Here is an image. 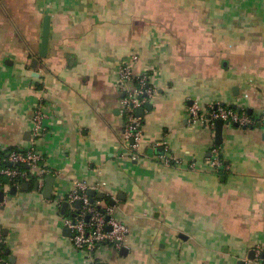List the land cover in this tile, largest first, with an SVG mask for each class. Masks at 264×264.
<instances>
[{"label":"crops","instance_id":"1","mask_svg":"<svg viewBox=\"0 0 264 264\" xmlns=\"http://www.w3.org/2000/svg\"><path fill=\"white\" fill-rule=\"evenodd\" d=\"M133 53L134 72H150L157 90L138 159L124 146L117 83ZM217 102L264 110V0H0V145L35 144L32 117L48 113L38 144L49 149L53 196L82 179L131 228L93 264H264V127L225 126L224 179L207 160L213 131L189 122V106ZM164 141L180 164L161 162L154 144ZM33 181L0 202L9 261L90 264L64 232L70 208L62 214Z\"/></svg>","mask_w":264,"mask_h":264},{"label":"built area","instance_id":"2","mask_svg":"<svg viewBox=\"0 0 264 264\" xmlns=\"http://www.w3.org/2000/svg\"><path fill=\"white\" fill-rule=\"evenodd\" d=\"M139 58V54L133 53L128 60H124L119 67L117 79L118 87L124 94L121 99V107L126 115L123 141L132 159L140 157L144 137L143 117L139 116L137 111L141 107L146 108L157 91L150 72L144 71L139 74L134 72V65ZM130 84L133 86L131 87ZM48 118V113L42 107L35 111L32 117L33 135L37 139L35 144L12 149L0 145V193L4 191L5 196L13 186L19 187L22 182L28 180L39 181V188H42L47 175L55 174L47 160L49 149L38 144V140L43 139L48 133L49 126L46 125ZM219 119L225 122V126L237 123L238 127L243 128L264 127V110L254 115L246 108L238 110L220 102L212 103L204 110H201L198 103L189 106L191 125H202L209 128L214 135L216 122ZM154 146L164 147L163 154L159 156L164 165L181 163V159L171 153L167 142L155 143ZM207 160L211 169L215 171L227 169L220 146L217 144L211 148ZM91 189L100 191L98 187L82 179H75L70 190L66 193L56 192L51 201L58 205L59 209L64 202L68 203L70 211L68 217L62 218L63 226L70 229V238L75 249L87 257L90 264H93L100 250L105 246L123 248L131 234V228L118 218L115 205L107 204L101 199L95 200L97 196H90L89 190ZM78 201L80 207H76ZM5 251L6 237L0 228V264H12Z\"/></svg>","mask_w":264,"mask_h":264},{"label":"water","instance_id":"3","mask_svg":"<svg viewBox=\"0 0 264 264\" xmlns=\"http://www.w3.org/2000/svg\"><path fill=\"white\" fill-rule=\"evenodd\" d=\"M50 26H51V16L47 15L45 17L44 20V32H43V40H42V46H41V51H40V56L42 57H46L47 53H48V48H49V39H50ZM37 62V61H36ZM153 104L150 102L147 104L146 108L147 109H152ZM234 108H237L238 110H240L241 108H239L238 105H234ZM144 107H141L138 109L137 113L139 116H144L145 113V109ZM250 113H252V111H250ZM235 126H239L237 123L234 124ZM224 128H225V122L222 119L217 120L216 122V132H215V141L216 144L221 146L223 139H224ZM55 180L56 177L53 174H49L46 177L45 180V187L43 188V196L47 199H51L53 197V191H54V184H55ZM21 189L22 190H29L30 189V183L29 182H23L21 184ZM34 189L36 191L39 190V181H35L34 183ZM18 192V186H13L10 190V196H14L16 195ZM89 194L90 196L94 197L97 196L98 198H104L105 194L103 192H97L95 189H91L89 190ZM5 198V192L2 191L0 193V202H3ZM11 198V197H10ZM93 200V199H92ZM110 204L115 205V200L114 199H110ZM68 203L64 202L62 207H61V213L65 214L67 212L68 209ZM76 207H80V202L78 201L76 203ZM6 232V230H5ZM64 232L67 235H71V231L69 228H65ZM6 254L10 255V249L7 248L6 249ZM12 255H10L11 257ZM262 258H264V252L261 254ZM255 257H257L256 253L254 251H250L249 253V259H255ZM241 264H243V261H240ZM97 264H106L104 261H100Z\"/></svg>","mask_w":264,"mask_h":264},{"label":"trees","instance_id":"4","mask_svg":"<svg viewBox=\"0 0 264 264\" xmlns=\"http://www.w3.org/2000/svg\"><path fill=\"white\" fill-rule=\"evenodd\" d=\"M223 157V156H222ZM226 164V163H225ZM227 170H223V171H221V173L223 174V178L224 179H226L227 178ZM31 181H33V180H31ZM34 181H36V180H34ZM33 181V182H34ZM109 197H104V198H101V200H104L105 202H107L108 204H110V199H108ZM97 199H100V198H98V197H95V200H97Z\"/></svg>","mask_w":264,"mask_h":264}]
</instances>
